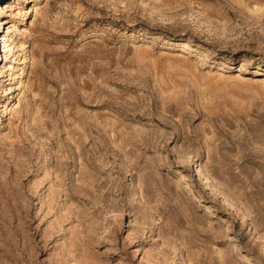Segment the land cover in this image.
<instances>
[{"label": "rangeland", "instance_id": "obj_1", "mask_svg": "<svg viewBox=\"0 0 264 264\" xmlns=\"http://www.w3.org/2000/svg\"><path fill=\"white\" fill-rule=\"evenodd\" d=\"M0 21V264H264V0Z\"/></svg>", "mask_w": 264, "mask_h": 264}, {"label": "bare ground", "instance_id": "obj_2", "mask_svg": "<svg viewBox=\"0 0 264 264\" xmlns=\"http://www.w3.org/2000/svg\"><path fill=\"white\" fill-rule=\"evenodd\" d=\"M1 22V21H0ZM258 70V69H257ZM259 71V70H258ZM257 72V71H256ZM259 73V72H258Z\"/></svg>", "mask_w": 264, "mask_h": 264}]
</instances>
